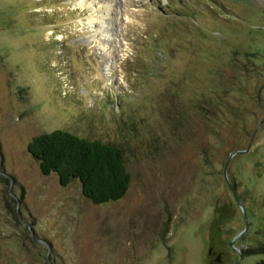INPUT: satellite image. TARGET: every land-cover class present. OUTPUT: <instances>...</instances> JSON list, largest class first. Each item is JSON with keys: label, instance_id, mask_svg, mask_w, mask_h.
<instances>
[{"label": "rangeland", "instance_id": "1", "mask_svg": "<svg viewBox=\"0 0 264 264\" xmlns=\"http://www.w3.org/2000/svg\"><path fill=\"white\" fill-rule=\"evenodd\" d=\"M257 95L264 0H0V264H264ZM55 129L119 146L125 196L43 176Z\"/></svg>", "mask_w": 264, "mask_h": 264}, {"label": "trees", "instance_id": "2", "mask_svg": "<svg viewBox=\"0 0 264 264\" xmlns=\"http://www.w3.org/2000/svg\"><path fill=\"white\" fill-rule=\"evenodd\" d=\"M26 151L43 176L55 174L61 187L77 182L82 196L93 205L116 202L128 190L124 154L113 143L55 129L31 139Z\"/></svg>", "mask_w": 264, "mask_h": 264}, {"label": "water", "instance_id": "3", "mask_svg": "<svg viewBox=\"0 0 264 264\" xmlns=\"http://www.w3.org/2000/svg\"><path fill=\"white\" fill-rule=\"evenodd\" d=\"M258 96V95H257ZM258 100H259V96H258ZM259 102H260V104H262V106L264 107V104L259 100ZM261 122V121H260ZM258 125H260V123H258ZM255 132H256V129H255V131L253 132V134H252V137H251V139H250V141H249V143H248V147H247V149L249 148V146H250V144H251V141H252V139H253V136H254V134H255ZM247 149L246 150H243V151H234V152H231L230 154H229V157H228V159H227V161L225 162V165H224V168H223V177H224V181H225V183H226V185H227V187H228V189H229V191H230V193H231V195H232V197H233V199L235 200V202H236V204H237V206L239 207V209H240V211H241V213H242V216H243V220H244V230L242 231V232H240V234H238L237 236H236V238L235 239H238V238H240L242 235H243V233L246 231V229H247V226H248V222H247V217H246V214H245V211H244V207H243V204H242V202L240 201V199L237 197V195H236V191H235V182H234V180H230L229 181V177H227V166H228V163H229V161H230V159L233 157V156H235L236 154H239V153H244V151H247Z\"/></svg>", "mask_w": 264, "mask_h": 264}]
</instances>
